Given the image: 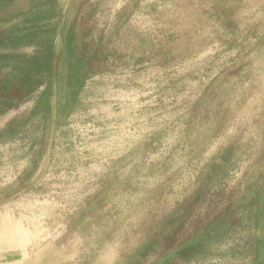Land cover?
Here are the masks:
<instances>
[{
	"label": "rangeland",
	"instance_id": "374dc122",
	"mask_svg": "<svg viewBox=\"0 0 264 264\" xmlns=\"http://www.w3.org/2000/svg\"><path fill=\"white\" fill-rule=\"evenodd\" d=\"M2 206L39 264H264V0H0Z\"/></svg>",
	"mask_w": 264,
	"mask_h": 264
},
{
	"label": "crops",
	"instance_id": "0c3cea01",
	"mask_svg": "<svg viewBox=\"0 0 264 264\" xmlns=\"http://www.w3.org/2000/svg\"><path fill=\"white\" fill-rule=\"evenodd\" d=\"M14 210L0 207V264H39Z\"/></svg>",
	"mask_w": 264,
	"mask_h": 264
},
{
	"label": "trees",
	"instance_id": "16d2710c",
	"mask_svg": "<svg viewBox=\"0 0 264 264\" xmlns=\"http://www.w3.org/2000/svg\"><path fill=\"white\" fill-rule=\"evenodd\" d=\"M44 28V25L42 26H33L31 27V29H36V34L37 35V32L39 30H42ZM29 30V28H24V30ZM18 41H17V38L16 40H14V44H16ZM34 44V43H32ZM37 44V43H36ZM39 45V44H38ZM50 50V47H47V48H44V52H48ZM27 57L24 56V55H14V60H22L23 63L26 62V61H33V63H37L35 62L36 60H32V59H26ZM49 65H40V66H36L35 67V73L33 74L32 72H28V73H25V74H22V72L19 70V66L18 65H15L14 66V78H17V80L15 81V87L18 88V92L19 95L22 97V96H27V95H30L37 87L41 86L44 82V78H46V74L47 72L51 69H49ZM18 71V72H17ZM38 78V79H37ZM11 78H9L8 81H10ZM5 82V81H4ZM7 82V81H6ZM46 94V93H45ZM45 94H43V97L45 96ZM42 97V98H43ZM12 100V99H11ZM16 99H14L15 101ZM189 251L190 249H187V250H182L178 253H176V257L177 258H185V257H188L189 256Z\"/></svg>",
	"mask_w": 264,
	"mask_h": 264
},
{
	"label": "built area",
	"instance_id": "2783aa9c",
	"mask_svg": "<svg viewBox=\"0 0 264 264\" xmlns=\"http://www.w3.org/2000/svg\"><path fill=\"white\" fill-rule=\"evenodd\" d=\"M10 206H12V205H10ZM13 206H14V203H13ZM11 208H12V207H11ZM13 208H14V207H13ZM13 210H14V209H13ZM19 219H20V218H19ZM20 222H21V224H22V227H23L24 232H25V233L29 232V230H27V232L25 231L22 221H20ZM27 234H28V233H27ZM29 236H30V235H29Z\"/></svg>",
	"mask_w": 264,
	"mask_h": 264
}]
</instances>
